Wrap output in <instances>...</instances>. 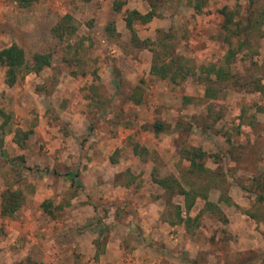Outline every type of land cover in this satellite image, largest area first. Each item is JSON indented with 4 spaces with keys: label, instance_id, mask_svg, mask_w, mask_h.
I'll list each match as a JSON object with an SVG mask.
<instances>
[{
    "label": "rangeland",
    "instance_id": "rangeland-1",
    "mask_svg": "<svg viewBox=\"0 0 264 264\" xmlns=\"http://www.w3.org/2000/svg\"><path fill=\"white\" fill-rule=\"evenodd\" d=\"M193 1L125 0L114 10V0H0V49L17 43L31 58L55 45L63 58L12 86L0 65L10 116L0 128V194L11 188L23 199L13 216L0 215V264H264V223L245 212L264 211L252 181L264 175V21L214 98L196 75L172 83L149 73L153 53L165 51L160 39L185 70L222 64L221 9L246 24L264 0H207L200 11ZM131 9L154 11L133 22L140 41L126 26ZM65 13L75 30L60 38L52 29ZM157 121L171 129L155 133ZM21 132L32 136L18 144ZM135 144L147 151L135 154ZM191 146L206 151L213 172L188 175L180 150ZM153 171L199 188L189 211ZM178 211L195 219L180 222Z\"/></svg>",
    "mask_w": 264,
    "mask_h": 264
},
{
    "label": "trees",
    "instance_id": "trees-1",
    "mask_svg": "<svg viewBox=\"0 0 264 264\" xmlns=\"http://www.w3.org/2000/svg\"><path fill=\"white\" fill-rule=\"evenodd\" d=\"M18 5L29 6L38 0H17ZM125 0H114L113 7L114 10H120V6L124 4ZM207 0H194L191 3V6L194 10L200 11L202 7L205 5ZM221 13L223 15V24L222 28L227 33L225 36V40L228 43V50L226 55L224 56L222 64L210 63L208 65H204L200 68L199 72L191 71L188 67L186 70L179 65L173 63V61L168 60L167 57L169 48V43L164 39H160L158 42L161 44L163 49L165 50L163 53H157L152 56V62L149 67V73L159 77L161 79H169L172 83H178L182 79H184L187 75H196L198 79H202L204 85V96L206 98H214L217 95L218 89L216 88V84L227 83L232 78H235L236 74H233L231 71V64L234 61V58L237 56L239 52L243 49H248L247 51H252L253 47L251 46L252 34L254 30H260L258 24H262L264 21V8L262 7L257 12V16L252 19L248 18L246 24H242L240 21H234L233 15L226 10V7L221 9ZM154 16V11L150 10L146 13H141L136 9H131L127 12L125 17L126 26L132 32V38L136 41H140L136 35V32L133 28V22L139 21L141 23H147L152 20ZM53 32L58 37H63L66 34H71L74 32V27L71 24V16L69 14H64L58 23L53 27ZM169 38V36H167ZM234 38L235 40H232ZM145 43V42H144ZM174 46V45H173ZM171 47V46H170ZM57 55L61 57V54L56 49L55 45H50V47H41L37 49L31 56V58L26 57V53L24 48H22L17 43H12L8 46H4L0 49V65L5 68V83L8 86L14 85L16 82L21 80L28 73H39L43 68L46 67H54L56 64L61 61L57 58ZM260 90H264V85L258 86ZM135 103H138L139 100L134 98ZM9 115L3 108L0 107V128L5 129L7 123H9ZM198 124V122L196 121ZM153 130L155 133L164 132L167 129H171L169 124L163 123L161 121H157L153 124ZM18 132V131H17ZM32 136V132L26 133L21 132L15 138V141L20 144L26 138H30ZM133 152L137 155H141L143 152L147 151L145 148L140 147L138 144L133 145ZM232 156L236 155L237 158L234 161H237L240 155V150L237 146L233 145L230 150ZM236 153V154H235ZM181 157L189 162V166L187 169L188 175L191 173L202 175L213 172L210 168L206 166V157L207 153L200 146H191V147H183L180 150ZM187 175V176H188ZM189 181V178H187ZM152 181L156 183L161 189L169 193H177L184 196V205L187 211H189L194 205V201L197 198L199 188L194 187L193 185H189L186 189L184 188L179 180L175 177L174 174L170 173L165 176L155 175L154 171L152 173ZM253 182L258 183L256 187L263 192H256V200L258 202H264V184L261 183L264 181V175L255 176L252 179ZM22 194L20 190H12L11 188H7L3 190L0 194V215L2 217L13 216L16 210L19 209L22 203ZM206 210L217 212L219 208L215 206L213 203L207 202L205 206ZM245 212L255 218L258 222L264 223V211L257 215L250 211L249 209L245 210ZM221 213V212H219ZM198 215V214H197ZM197 215L195 217H197ZM222 215V213H221ZM178 221L191 222L195 218H190L187 216L186 218L180 216L178 211ZM170 224H174L173 221L169 222ZM34 264H42V263H34Z\"/></svg>",
    "mask_w": 264,
    "mask_h": 264
},
{
    "label": "crops",
    "instance_id": "crops-1",
    "mask_svg": "<svg viewBox=\"0 0 264 264\" xmlns=\"http://www.w3.org/2000/svg\"><path fill=\"white\" fill-rule=\"evenodd\" d=\"M156 217H158V216H155V218H156ZM157 229H158V228L156 227V225H155V226L153 225V228L151 229V231H152L151 236H155V234L158 233ZM158 235H159V234H158ZM158 235H157V236H158ZM155 239H156V238H155ZM158 249H159V248H158Z\"/></svg>",
    "mask_w": 264,
    "mask_h": 264
}]
</instances>
